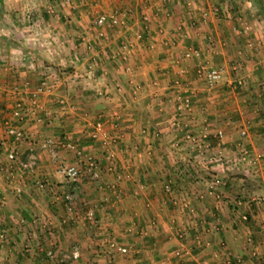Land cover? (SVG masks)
<instances>
[{
    "label": "crops",
    "instance_id": "0c3cea01",
    "mask_svg": "<svg viewBox=\"0 0 264 264\" xmlns=\"http://www.w3.org/2000/svg\"><path fill=\"white\" fill-rule=\"evenodd\" d=\"M0 40V264H264V0H0Z\"/></svg>",
    "mask_w": 264,
    "mask_h": 264
},
{
    "label": "built area",
    "instance_id": "2783aa9c",
    "mask_svg": "<svg viewBox=\"0 0 264 264\" xmlns=\"http://www.w3.org/2000/svg\"><path fill=\"white\" fill-rule=\"evenodd\" d=\"M218 11V9H216ZM204 17L208 15V11H204L201 13ZM106 19V16L100 15L98 16L96 22L97 24H103ZM142 20L149 25L153 21L152 14L146 9L143 14H142ZM99 36L102 37L104 36L103 32L99 33ZM210 44L214 46L213 42L211 41ZM197 50L190 48L186 51L185 56L191 57ZM115 57V56H114ZM96 56L91 57V61L89 62L86 72L81 75L82 78L87 79L91 78L95 72V65H96ZM225 73V67L222 65L219 66H200L196 70V77L199 79H202L207 86L213 87L215 86L224 76ZM239 83H243V80H239ZM50 90L49 84H48V79L47 77H44L41 79L38 85L32 88V90L29 92V99L31 101V106H29L28 110L26 112L31 113L35 116L36 120L41 122L44 121V116L39 114V109L41 107L40 103V97L43 93H46ZM61 103H65V98H60ZM192 104V98L190 96H179L176 100V107L177 111L179 114H181L182 111L184 110H189L191 108ZM21 105V104H19ZM22 106V105H21ZM22 111H24V108H21ZM87 115V114H85ZM116 126V124H115ZM7 131L11 134H16L18 139L21 140L23 138L24 134H22L20 131L16 130V127L13 126L11 123L8 124ZM242 134H246L245 131L242 132ZM88 136L94 140H98L104 145L106 148L109 149V146L112 142L116 141V136H110V134L106 133L104 128L100 123L96 124V127L94 130L89 131ZM192 138V136H189ZM66 139L60 138L57 141L50 140L47 141L48 146H59V147H73L72 144H70ZM10 158H16L17 157V150L13 149L12 152L9 153ZM260 157V155H258ZM107 166L105 168L106 172L109 173H114L117 171V163H116V158L113 153H108L107 155ZM85 166L89 168L90 170H94L95 172L92 174L93 177H99L100 174V166L99 163L96 160H88L85 165H76V164H69V165H60L58 166V172H62L67 179L70 181V183L73 185L74 188H77L78 185L81 182V179L85 173ZM127 177H131L129 174H126ZM121 178V176L119 175ZM136 183L138 186L141 188L143 187V184L136 179ZM221 183V179L217 178L213 182L214 185H219ZM86 219L89 220L90 222L94 223L96 222V217L94 216V211L90 208L86 214ZM244 219H246V216H244ZM79 252V247L74 248V253ZM261 264V263H260Z\"/></svg>",
    "mask_w": 264,
    "mask_h": 264
},
{
    "label": "rangeland",
    "instance_id": "374dc122",
    "mask_svg": "<svg viewBox=\"0 0 264 264\" xmlns=\"http://www.w3.org/2000/svg\"><path fill=\"white\" fill-rule=\"evenodd\" d=\"M33 42V41H32ZM0 44H3V42H1V40H0ZM236 64H238V62L236 63ZM261 156V155H260ZM258 264H260V263H258Z\"/></svg>",
    "mask_w": 264,
    "mask_h": 264
},
{
    "label": "trees",
    "instance_id": "16d2710c",
    "mask_svg": "<svg viewBox=\"0 0 264 264\" xmlns=\"http://www.w3.org/2000/svg\"><path fill=\"white\" fill-rule=\"evenodd\" d=\"M246 219H247V220L250 219L249 216L246 215Z\"/></svg>",
    "mask_w": 264,
    "mask_h": 264
}]
</instances>
